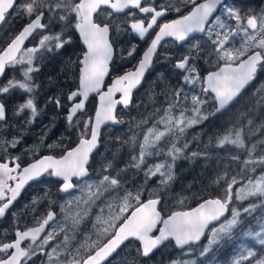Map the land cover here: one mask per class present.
Returning a JSON list of instances; mask_svg holds the SVG:
<instances>
[{"label":"snow or ice","instance_id":"snow-or-ice-1","mask_svg":"<svg viewBox=\"0 0 264 264\" xmlns=\"http://www.w3.org/2000/svg\"><path fill=\"white\" fill-rule=\"evenodd\" d=\"M13 12L27 18L28 23L0 49V77L19 65L21 78L13 76L0 85V95L13 90L28 95L16 110V115L28 113L27 124H33L43 111L35 100L34 93L40 86L33 74L40 71L45 60L73 43L72 33H78L84 50L76 60L69 57L62 69L63 81L49 77L56 91L45 103V107L51 105L56 110L57 116L63 115L70 127L78 129V143L59 156L44 155L22 167L21 157L10 155L8 149L16 148L23 136L0 139V152L4 153L0 157V219L30 181L45 175L58 178V192L65 197L59 205L60 219L52 210L49 192L32 201L33 226L22 227L17 213H12L16 218L14 239H0V264H29L39 256L46 257L42 264H105L125 242H138L137 257L150 258L157 249L167 247L179 249L184 256L195 252L202 238L207 237V243L199 249L204 257L213 246L232 236L242 225V217L252 216L257 208L264 209V170L256 174L258 168L264 169V83L251 93L247 91L258 74L264 73V10H244L227 0H168L160 5L154 0H0V25ZM172 12L176 18L161 22ZM118 13L128 17L126 28L101 20ZM113 29L117 34L130 30L142 40L150 33L154 35L136 70L117 77L103 91L114 52ZM37 36L35 45L25 47V41ZM165 38L186 48L173 65L183 74L181 85L163 89L159 95L166 106H154L151 113L136 122V127H145L138 153L135 132L127 139L117 136L114 143L120 147L113 159L102 163L93 176L90 160L100 146L102 126L124 122L117 106L128 109L132 105L133 90L141 84ZM206 47L211 50L206 51ZM134 51L135 46L129 55ZM163 58L174 59L172 53H164ZM200 60L214 70L202 74ZM93 93L99 97V104L94 116H87L86 103ZM209 106L212 111H208ZM210 117L221 118V127L208 136L203 149L191 151L187 130ZM5 120L6 105L0 101V121ZM253 137L260 138L253 141ZM165 144L170 145L166 151ZM125 146L132 149L130 162L117 168L114 162ZM232 149L243 150L244 158ZM31 151L35 153L36 149ZM160 155L165 159L147 166L143 184L129 189L124 174L142 169L148 158ZM213 159L228 161L210 181L217 186L223 182L222 195L205 198L202 192L193 193L195 206L185 207L188 197L174 192L179 180L177 162L187 160L195 165L203 161L207 166ZM232 162L240 164V171L230 176L227 168ZM153 178L155 184L150 188ZM193 187L190 182L188 190ZM108 192H116L117 196L105 202L91 231L73 246L82 222ZM41 200L49 207L45 215L37 216L34 206ZM173 200L180 206L178 210L171 208ZM249 200L256 202L238 206ZM246 235L253 244L233 264H264V255L254 246L258 243L264 250V224ZM171 264L196 262L177 258Z\"/></svg>","mask_w":264,"mask_h":264},{"label":"trees","instance_id":"trees-1","mask_svg":"<svg viewBox=\"0 0 264 264\" xmlns=\"http://www.w3.org/2000/svg\"><path fill=\"white\" fill-rule=\"evenodd\" d=\"M178 0H176L177 2ZM231 4L244 9L252 10L253 12H260L264 10V0H232ZM175 14V13H174ZM172 14V17L176 16ZM116 17L111 18L101 17V20L105 23L116 24ZM28 23L27 18L19 16L13 12L10 18L0 27V49L7 46V43L11 42L16 34L23 28V26ZM234 23V22H233ZM126 28L127 25L124 24ZM59 31L57 27L55 29ZM127 33V40L125 45V50L120 52L112 65V75L109 79L108 84L113 78L127 72L134 70L137 66V61L141 56V52L145 49L146 44L134 40ZM73 43L66 46L64 50L55 56L49 57L41 66L40 71L34 74L35 83L40 87L36 89L34 96L36 103L39 108L43 109L42 114L37 116L35 122L31 125L27 124L28 113L24 112L20 115H16V110L19 104L23 103L28 95L20 90H13L8 94L0 95V101H3L6 105V121L0 123V139L10 140L13 136H23V139L16 148H9L8 153L12 156L21 157V166H27L32 161L44 156V155H55L59 156L64 153V151L70 147H74L78 143V129L70 127L63 115L57 116L56 110L48 105L45 107L47 97L52 95L56 88L49 83V77H58L60 81L65 79V73L62 69L65 67L66 62L69 57L76 60L81 56L84 50L81 45L80 39L76 33H72ZM39 37L31 39L28 46H33L38 42ZM236 43H240V38H236ZM135 46V51L129 55L132 47ZM210 48L206 47V51H210ZM186 51L185 47H178L173 42H168L161 50L160 54L154 63L153 68L148 73L145 83L142 89L135 95L134 102L132 106L126 110H120L118 114H123L122 119L124 120L123 126L121 128H106L102 133L101 138V148L97 154L93 156L90 172L93 176L96 175V169H98L102 163H107V161L113 159V153L116 151L118 144L114 143L117 136L127 139L129 136L135 132L137 134V147L135 153H138V143L142 140L145 127H136V122L147 116L153 111V107L166 106L162 104L163 97L159 93L166 87L176 88L182 83V72L174 68L175 58L179 57ZM164 53H172L174 59L171 61L165 60L163 58ZM199 68L202 74H206L207 71L214 70L210 65L206 64L204 60L199 61ZM15 76L17 79L21 78V70L18 67L14 69H8L4 77L0 80V85L6 84L8 79ZM264 83V73H259L258 78L253 84V86L248 90L252 92L253 89ZM97 107V100L93 98L86 110L87 116H94ZM208 111H212L211 106H209ZM53 117H56L53 122ZM156 119V117H153ZM222 120L219 117L209 118L204 121L201 125H194L192 128L187 130L186 137L189 135H200L214 134L217 129L221 127ZM148 126H151L149 124ZM46 134V135H45ZM43 136V145L41 146V138ZM260 137H253V141L259 139ZM53 145L51 149L47 145ZM194 142H191V145ZM190 145V150H194ZM170 145H164V151ZM35 148L36 151L33 153L31 149ZM132 149L125 146L121 149L118 158L115 160V166L117 168H123L126 164L130 162ZM237 153L244 158L245 153L243 150H237ZM1 157L4 153L0 152ZM165 159L163 155L148 158L145 165L142 166L140 170L130 169L126 174H124V180L127 181V187L129 189H134L135 187L143 184L144 182V170L147 166L158 161ZM235 170V171H233ZM176 171L179 175L178 182L174 185V192L180 193L185 197H188L185 207H194L196 201L192 199L193 193L202 192L205 198L216 197L222 195L223 182L219 186L206 188L205 183L209 181V175L207 170L201 169V161H198L195 165L190 164L187 160H182L177 162ZM229 175L235 174V172L240 171V164L238 162H232L227 168ZM261 169H257V173ZM195 177V180L193 179ZM155 179L149 182L148 187H153L155 184ZM192 182L194 187L188 190L189 183ZM203 183V184H202ZM59 181L55 180L53 177L45 176L39 183L30 186L23 194L20 200L16 202L13 208L8 212L6 218L0 222V239L7 240L14 239V221L16 218L13 217L12 213H17L19 223L22 227L33 226V212L31 211L32 201L34 198H40L45 192L51 194V199L53 201L51 207L52 210L58 213V219L61 218L59 214V205L64 201L58 192ZM206 189V191H202ZM119 195H123L120 191ZM117 196L116 192H108L105 196L97 203L96 206L92 208L89 216L82 222L80 229L76 233V239L73 241V246H78L86 233H89L92 229V222L95 220L96 215L99 213V205H104L106 201L111 200L113 197ZM256 201H244L242 204L238 205L240 207H245L249 203H255ZM25 205L29 206L28 210H25ZM171 208L173 210H178L179 205L173 200L171 202ZM35 215L42 216L46 214L48 210L49 203L47 201L41 200L37 205ZM167 211V209H166ZM22 214V215H21ZM264 224V209L257 208L252 216L242 217V225L236 228L230 238H225L220 242V244L213 246V250L206 256L201 257L199 255V249L207 243V237L204 242L199 245L195 252L190 255L181 256L180 251L175 247L162 248L151 258L145 259L144 257H137L135 253V248L138 246V242H133L131 244L127 243L123 249L117 254L113 261L108 264H132L133 261L136 264H171L174 259H184L192 260L194 258L196 264H233V260L236 259L242 251L247 249L253 244L252 238L246 235L249 231L259 230V226ZM255 249L260 255H264V250L261 246L256 243ZM45 256H39L30 261L29 264H42L45 261Z\"/></svg>","mask_w":264,"mask_h":264},{"label":"water","instance_id":"water-1","mask_svg":"<svg viewBox=\"0 0 264 264\" xmlns=\"http://www.w3.org/2000/svg\"><path fill=\"white\" fill-rule=\"evenodd\" d=\"M228 1H229V0H227V2H228ZM107 10L111 11V9H107ZM128 11H129L128 9L125 10L126 13H127ZM131 11H136V10H131ZM113 15H114V16H122V15H125V14H124V13H118V14H113ZM141 15H143V14H141ZM166 17H167V16H166ZM166 17L161 18V21H163ZM1 26H2V25H0V27H1ZM129 31H130V30H129ZM130 33H131L132 37H133L135 40H137V41H139V42H141V43H145V42H147L148 39H149V36H150V34H151V33H150L149 36L145 37V38L142 40V39H140L139 36L136 35L135 33L131 32V31H130ZM76 34H77V36L79 37L78 33H76ZM31 39H32V38H29V40L25 41V47L28 46V43H29V41H30ZM79 39H80V38H79ZM168 41H174V40H173L172 38H165V41H162V42H161V45H162V46L158 48V50H157V55L154 56V58H153V64H152V65H151V66L145 71V74H144V77H143V79H142L141 84H140L136 89L133 90V97H132L133 102H134V97H135V95H136V94L142 89V87H143V85H144V83H145V79H146L148 73H149V72L151 71V69L153 68L154 63H155V61H156V58H157L158 54L160 53V51L162 50L163 46H164ZM80 42H81V45H82L83 48H84V45L82 44V41H81V40H80ZM174 42H175L178 46L181 47V44H180L179 42H176V41H174ZM149 44H150V43H149ZM148 46H149V45H148ZM148 46H147V48H148ZM113 48H114L113 57H112V60L109 62V72H108V75L105 77L104 87H103V89H102L103 91H106V90H107V87L111 85V83H112V81H113L114 79H116L117 77L122 76V75H124L125 73L129 72V71H127V72H125V73H123V74H121V75H119V76L113 78L112 81L110 82V84L107 85V83H108V81H109V79L111 78V75H112V65H113V63H114V61H115L116 53H117V50H116V47L114 46V44H113ZM147 48L145 49V51L147 50ZM145 51H144V52H145ZM144 52H143V54H144ZM143 54L141 55V59L143 58ZM141 59H140V61H141ZM140 61H139V62H140ZM139 62H138V64H137V67H138V65H139ZM137 67H136V68H137ZM136 68H135L134 70H131V71H135ZM3 77H4V76H3ZM3 77H0V80H1ZM254 83H255V81L253 82V84H254ZM253 84L249 86V88L247 89V91L253 86ZM118 95H119V94H117V96H118ZM93 98H96V100H97V106H98V104H99V97H98L95 93H93V94L90 95V97H89V101L86 103V110H87V106H88L89 102H90ZM132 104H133V103H132ZM131 106H132V105H131ZM131 106H130V107H131ZM130 107H129V108H130ZM96 108H97V107H96ZM120 110H126V109H124L122 106H117V113H118ZM6 116H7V114H6ZM5 121H6V120H5ZM5 121H0V123H3V122H5ZM122 126H123V123H121V124H116V125L108 124V125L102 126V129H101V138H102V133H103V131H104L106 128H109V127H113V128H121ZM100 148H101V143H100L99 148H98L97 150L94 151V153H93V155H92V157H91V160H90V164H92L93 156H94L95 154L98 153V151L100 150ZM0 157H1V154H0ZM40 158H41V157H40ZM38 159H39V158H38ZM36 160H37V159H36ZM34 161H35V160H34ZM34 161H32V162H34ZM32 162H31V163H32ZM45 176H47V175H45ZM45 176L41 177L39 180H36V181H30V182L28 183V185H26L25 188L22 190L20 196H19L18 199L14 202V204L10 207V209L8 210V212L13 208V206L16 204V202H17L18 200L21 199V197L23 196L24 192H25L30 186H32V185H34V184H36V183H39V182H40ZM53 178H54L55 180L59 181L58 178H55V177H53ZM59 182H60V181H59ZM59 195H60L61 198H65L63 194L59 193ZM8 212H7V214H8ZM7 214L5 215V217H3L2 219H0V222L3 221V220L6 218ZM57 218H58V217H57ZM205 238H206V237H205ZM205 238H202V240L200 241V244H199V245H201V244L204 242ZM127 243H128V242H125V245H126ZM125 245H122V246H121V249L118 250V253L123 249V247H124ZM199 245H198V246H199ZM198 246H197V247H198ZM161 249H162V248L157 249V250L152 254V256H153L154 254H156V253H157L159 250H161ZM177 250L180 251L179 249H177ZM118 253H117V254H118ZM117 254H114V256H113L112 258H109V261H108V262H105V264H108L109 262H111V261L117 256ZM152 256H151V257H152ZM151 257H150V258H151ZM145 259H149V258H145Z\"/></svg>","mask_w":264,"mask_h":264},{"label":"rangeland","instance_id":"rangeland-1","mask_svg":"<svg viewBox=\"0 0 264 264\" xmlns=\"http://www.w3.org/2000/svg\"><path fill=\"white\" fill-rule=\"evenodd\" d=\"M164 2H168V0H164ZM178 2V1H177ZM125 21V18H121V19H116V24H120V25H122L123 27H124V25H123V22ZM128 33V31H121L119 34H118V36L120 37V39H124V37H125V35ZM127 40V39H126ZM28 47H31V46H28ZM124 48L123 47H121V51L123 50ZM46 61V60H45ZM44 61V62H45ZM43 62V63H44ZM16 67H18V68H20V70H21V67L22 66H16ZM35 74V73H34ZM34 74H33V76H34ZM21 91V90H20ZM208 136L209 135H207V134H200V135H198L197 136V138H195V137H193V135H189V137H188V139L192 142V141H195L196 140V143L194 144V146H193V144L191 145V143H190V145L192 146V148H194V150H192V151H195V150H197V148L199 147V148H201V149H203L204 148V144L207 142V139H208ZM200 141H203V143H201ZM221 151V153H223V150H220ZM232 151H235V152H237V150L236 149H232ZM204 164V163H203ZM228 164V161L226 160V159H221L220 161H217V160H215V159H213L211 162H209V164L206 166V168H208L207 170H208V175H209V182L211 181V179L215 176V173L217 172V171H220V170H222V169H224L225 168V165H227ZM218 165H219V167H218ZM204 166V165H203ZM210 168V169H209ZM262 170H264V169H261V171ZM211 186H213V184H211ZM62 203V202H61ZM102 206H104V205H99L98 206V209H100ZM91 211H92V209H91ZM90 211V212H91ZM58 239H59V237H58ZM192 260H195L194 258H192Z\"/></svg>","mask_w":264,"mask_h":264},{"label":"flooded vegetation","instance_id":"flooded-vegetation-1","mask_svg":"<svg viewBox=\"0 0 264 264\" xmlns=\"http://www.w3.org/2000/svg\"><path fill=\"white\" fill-rule=\"evenodd\" d=\"M231 2H232V0H229L228 1V3L229 4H231ZM154 3L155 4H157V5H160V4H165V3H167V2H164V0H154ZM107 11H109V10H107ZM175 12H172V13H169L168 15H167V17L163 20V21H161V22H164L165 20H171V19H174V18H176V16H174V17H172V14H174ZM176 14V13H175ZM174 14V15H175ZM137 15L138 16H142L141 14H139V13H137ZM177 15V14H176ZM114 16V15H113ZM117 19H121V18H125V20L126 19H128V17L127 16H125V15H122V16H115ZM128 35L130 36V37H132V35H131V33H130V31H128ZM112 35H113V37H114V46L116 47V50H117V53H116V56L120 53V52H122L123 50L124 51H126L125 50V45H126V38H127V35H125V37H124V39H120V37L118 36V34L115 32V29H113V32H112ZM154 34L153 33H151L150 34V36H149V39H148V41L147 42H145V43H143V44H146V47H145V49L147 48V46L149 45V43L151 42V38H152V36H153ZM133 38V37H132ZM134 39V38H133ZM135 40V39H134ZM137 41V40H136ZM168 42H173V43H175L174 41H168ZM167 42V43H168ZM166 43V44H167ZM165 44V45H166ZM176 44V43H175ZM164 45V46H165ZM177 45V44H176ZM163 46V47H164ZM178 46V45H177ZM121 47H123L124 49L121 51ZM178 47H180V46H178ZM145 49L141 52V55L143 54V52L145 51ZM161 52V51H160ZM160 54V53H159ZM158 54V55H159ZM116 59V58H115ZM140 59H141V56H140V58H139V60L137 61V64H138V62L140 61ZM157 59V58H156ZM43 64V63H42ZM41 64V65H42ZM137 67V66H136ZM250 93V92H249ZM211 118H216V117H211ZM199 125H201V124H199ZM197 134H195V135H193V137H195V138H197ZM194 143H196V140L195 141H193ZM201 149V148H200ZM203 164V161H201V169L203 170L204 169V171H206L208 168H206V166ZM210 169V168H209ZM207 172H208V170H207ZM205 186H206V188H208V187H215V186H217V185H213V186H211V182H206L205 183ZM65 199V198H64ZM27 243V242H26ZM114 260V259H113ZM112 260V261H113Z\"/></svg>","mask_w":264,"mask_h":264},{"label":"bare ground","instance_id":"bare-ground-1","mask_svg":"<svg viewBox=\"0 0 264 264\" xmlns=\"http://www.w3.org/2000/svg\"><path fill=\"white\" fill-rule=\"evenodd\" d=\"M203 184V183H202Z\"/></svg>","mask_w":264,"mask_h":264}]
</instances>
